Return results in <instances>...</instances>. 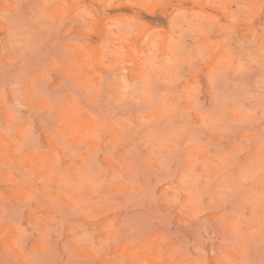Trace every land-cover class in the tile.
Returning <instances> with one entry per match:
<instances>
[{"label": "rangeland", "instance_id": "rangeland-1", "mask_svg": "<svg viewBox=\"0 0 264 264\" xmlns=\"http://www.w3.org/2000/svg\"><path fill=\"white\" fill-rule=\"evenodd\" d=\"M0 264H264V0H0Z\"/></svg>", "mask_w": 264, "mask_h": 264}]
</instances>
